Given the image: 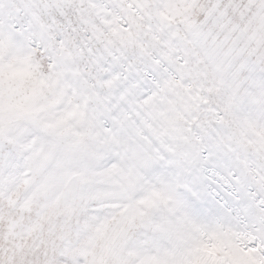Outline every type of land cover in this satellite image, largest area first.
<instances>
[{"label": "snow or ice", "instance_id": "obj_1", "mask_svg": "<svg viewBox=\"0 0 264 264\" xmlns=\"http://www.w3.org/2000/svg\"><path fill=\"white\" fill-rule=\"evenodd\" d=\"M0 264H264V0H0Z\"/></svg>", "mask_w": 264, "mask_h": 264}]
</instances>
